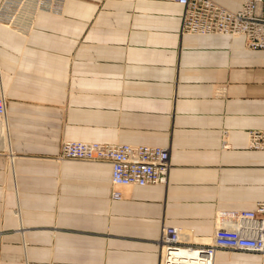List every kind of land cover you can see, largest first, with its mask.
Returning a JSON list of instances; mask_svg holds the SVG:
<instances>
[{
  "label": "crops",
  "instance_id": "0c3cea01",
  "mask_svg": "<svg viewBox=\"0 0 264 264\" xmlns=\"http://www.w3.org/2000/svg\"><path fill=\"white\" fill-rule=\"evenodd\" d=\"M38 1L0 0L15 156L0 154V264H159L161 228L209 238L219 213L264 202V150L247 147L264 130V50L181 34L175 0ZM64 140L167 148V182L114 200L108 162L53 159Z\"/></svg>",
  "mask_w": 264,
  "mask_h": 264
},
{
  "label": "built area",
  "instance_id": "2783aa9c",
  "mask_svg": "<svg viewBox=\"0 0 264 264\" xmlns=\"http://www.w3.org/2000/svg\"><path fill=\"white\" fill-rule=\"evenodd\" d=\"M48 1L47 6L53 9L62 3ZM175 1L183 7L181 34L242 36L248 50H264V0H242L235 12L214 0ZM6 116L7 97L0 93V154L12 160L15 156L9 148ZM247 138L248 149L264 150V130H250ZM54 159L108 162L114 200L121 197L120 188L165 184L171 166L164 147L98 142L63 141ZM217 222L212 236L202 239L176 227L161 228L159 264H214L221 250L264 256V202L257 203L252 211L219 213Z\"/></svg>",
  "mask_w": 264,
  "mask_h": 264
},
{
  "label": "rangeland",
  "instance_id": "374dc122",
  "mask_svg": "<svg viewBox=\"0 0 264 264\" xmlns=\"http://www.w3.org/2000/svg\"><path fill=\"white\" fill-rule=\"evenodd\" d=\"M64 141H66V140H64ZM55 157V156H54ZM54 157H53V159H54ZM55 160V159H54ZM203 241V240H202Z\"/></svg>",
  "mask_w": 264,
  "mask_h": 264
},
{
  "label": "bare ground",
  "instance_id": "6f19581e",
  "mask_svg": "<svg viewBox=\"0 0 264 264\" xmlns=\"http://www.w3.org/2000/svg\"><path fill=\"white\" fill-rule=\"evenodd\" d=\"M183 251H181V253H182ZM215 259V258H214Z\"/></svg>",
  "mask_w": 264,
  "mask_h": 264
}]
</instances>
